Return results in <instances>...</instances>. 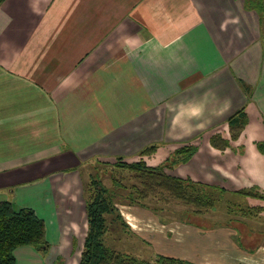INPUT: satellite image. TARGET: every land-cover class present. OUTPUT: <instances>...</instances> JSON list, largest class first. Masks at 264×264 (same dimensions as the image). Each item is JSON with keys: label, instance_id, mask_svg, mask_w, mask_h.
Wrapping results in <instances>:
<instances>
[{"label": "crops", "instance_id": "crops-1", "mask_svg": "<svg viewBox=\"0 0 264 264\" xmlns=\"http://www.w3.org/2000/svg\"><path fill=\"white\" fill-rule=\"evenodd\" d=\"M245 2H2L0 199L35 210L51 246L43 256L33 245L17 247V264L79 263L88 231L87 163L143 157L158 165L195 141L193 167L182 163L174 174L264 194V30ZM243 106L248 123L233 146L218 151L210 135ZM152 144L157 150L141 156ZM243 196L249 207L264 206ZM118 206L138 236L158 228L144 206ZM247 217L263 222L264 210ZM252 221L212 233L224 247L201 262L264 264V228ZM234 231L244 246L233 243Z\"/></svg>", "mask_w": 264, "mask_h": 264}, {"label": "trees", "instance_id": "trees-1", "mask_svg": "<svg viewBox=\"0 0 264 264\" xmlns=\"http://www.w3.org/2000/svg\"><path fill=\"white\" fill-rule=\"evenodd\" d=\"M3 1L0 0V5ZM245 5L258 11L264 30V0H246ZM245 87L247 90L250 88L249 85ZM248 121L246 106L228 117L227 123L233 139L239 138ZM209 142L220 150H225L230 145V139L220 132L213 133ZM258 146L264 151V140L259 141ZM157 148V144L149 145L141 150L140 154L141 156L153 154ZM197 149V144L185 143L158 165L148 164L143 157L134 161L124 160L123 157L116 158L114 166L127 168L141 182L140 187L132 186V191L125 195L127 199L129 198L128 203L143 205L150 194H160L193 205L198 212L213 207L216 203V190H224L220 185L194 180L190 176L182 177L167 170L187 162ZM112 179L119 183L117 175ZM235 192L264 199V194L257 187L237 189ZM115 194V189L106 186L100 177H93L86 188L88 231L78 264H195L191 260L166 254H160L155 261L142 259L108 245L104 240L108 230L107 215H114L125 225L119 203L114 198ZM240 210L245 215H251L264 210V206L240 207ZM25 244L35 246L42 253L49 250L45 221L32 208L17 209L11 200L0 199V264H17L15 250Z\"/></svg>", "mask_w": 264, "mask_h": 264}, {"label": "rangeland", "instance_id": "rangeland-1", "mask_svg": "<svg viewBox=\"0 0 264 264\" xmlns=\"http://www.w3.org/2000/svg\"><path fill=\"white\" fill-rule=\"evenodd\" d=\"M216 132H220L223 136L230 139L229 147L233 146L234 142L238 139H233L231 137L228 124L226 128H220ZM193 143L197 144L195 141H193ZM209 144L211 145L210 142ZM215 149L221 151L218 148ZM198 150L199 146L197 151ZM197 151L187 162H185L187 167H193V162H195L194 156ZM114 162L115 161H109L108 163L107 161L87 163L84 167L87 173L85 175L86 187L89 186L93 177H100L106 186L110 189H115L116 194L114 198L119 204L122 202L128 203L129 198L127 199L125 195L132 191V186L135 185L140 187L141 182L127 168L114 166ZM147 162L150 165L157 164V161H152L151 159ZM167 170L174 173V169ZM115 175H117L120 184L115 183L112 179ZM215 196V205L208 208V211L207 209H204L205 213L204 211H202V213L195 211L196 208L193 205H185L177 200L169 199L164 195L150 194L144 200L143 205H141L144 206V212L142 210V213L147 214V212H149L151 215H155L160 221L158 223V228L154 231H150L148 236L145 235L140 237L127 228V226L123 225L121 220L115 218L114 215L109 214L107 215L108 230L104 235V240L111 247L142 259L155 261L160 254H166L191 260L195 264H201V260L208 257V253H217L216 251L219 247H224V243L211 239L212 233H221L229 227V225H235V223H238V225L241 226V221L245 224L251 223L252 221V218L247 217V215L240 210V207H248L247 197H244L242 194L235 191L225 189H217ZM229 205L232 208L228 214H230L232 221L226 218V215L228 214H224ZM245 217H247L246 222L244 220ZM261 222L262 219L259 217L257 220L252 221V224L256 227L257 231L264 228V221ZM232 233L233 235L231 237L233 243L238 247L244 246V243H242L241 240L243 238L239 239L238 232L234 231ZM245 246L247 245L245 244ZM49 250L46 253L38 251L43 256L47 254ZM51 256L53 257L52 253Z\"/></svg>", "mask_w": 264, "mask_h": 264}]
</instances>
